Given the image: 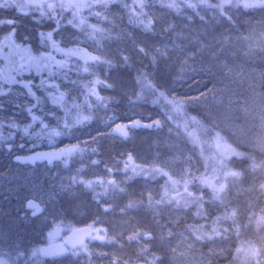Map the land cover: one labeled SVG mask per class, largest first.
I'll use <instances>...</instances> for the list:
<instances>
[{"label":"snow or ice","instance_id":"6c2138e0","mask_svg":"<svg viewBox=\"0 0 264 264\" xmlns=\"http://www.w3.org/2000/svg\"><path fill=\"white\" fill-rule=\"evenodd\" d=\"M117 2L128 10V21L131 25L146 34L157 33L160 20L145 11L155 0H131V3L128 0H0V37L3 40V43L0 44V52L7 48L9 56L13 52L21 54L19 66L14 70L15 75H9L3 82H0V117H3V120H0V150L11 154L16 164L46 163L51 165L54 161L67 163L70 157L88 150H91L93 156H99L103 147L99 136L93 137L91 142L83 141L71 147L59 148L51 152L32 151L27 156L14 154V150L25 147L24 142L16 143L17 135L20 133H22L21 141L27 140L33 147L37 142L45 140L49 145L55 147L54 141L57 137L67 136L69 133L75 136L77 132L91 126L96 111L104 109L107 112L118 106L122 100H127L129 107L133 109L153 105L158 110L159 117H149L150 122H143V117L130 118L129 122L122 123L120 122L121 116L113 111V116L109 118L107 124V128H110L111 131L105 134L112 139L118 138L124 142L132 140L136 129L162 130L167 126L171 130V124L168 122L177 120L176 114L183 112L187 117L189 110L208 103V95L215 90L214 88L209 91L197 89L194 95L184 94L181 96L176 90V85L188 84L189 81H194L197 77H204L205 73L210 77L209 83L214 85L215 79L212 77L223 74L224 69L228 67L227 64L221 66L218 57L209 61L211 67L208 68L196 67L200 63L196 59H191V64L187 61L181 63L179 59L173 62V52L168 51L167 44L162 42L160 48L150 47L135 35L129 37L133 44L131 51L118 48L114 53L99 55H93L79 47H62L61 44L64 42L56 39L61 34L62 21L67 20L68 25L80 29L82 35L92 40L98 51V41L110 38L111 34V29L106 30V27H101L100 24L108 20L109 5ZM160 3L162 7L169 10L174 9L184 18L183 22L189 26H191L190 21L194 16H199L203 23L205 17L200 15L201 11L205 13L211 11L214 17L221 23L227 24L231 31H235V28L232 27L236 20L234 9L237 11L253 9L264 14V0H168V2L160 0ZM85 9L89 10L88 15L97 18L96 24L87 22V17L84 15ZM188 9L192 11L185 15ZM197 9L200 11H196ZM7 12L31 16L37 24H42L45 20L51 21L54 23V27L46 32H37L35 34L37 44L33 45L32 37L18 35L15 16L2 15ZM65 13H71V18L65 16ZM163 23L167 24V27H161L159 31L167 33L168 36L176 34L177 39H180L185 31L179 25L168 21H163ZM261 23H264V19L261 20ZM239 39L248 42V51L251 53V46L255 41V30L250 31L246 36L241 35ZM259 39L260 50L264 52V30L260 32ZM213 40H218L222 47H226L231 43V35L221 33L219 37H213ZM70 42L78 44L79 40L73 39ZM197 43L199 44V41ZM175 47L176 45L173 44V48ZM215 51L216 49L213 48V52ZM34 52L36 54H33ZM133 53H136L141 61L149 56L151 59L147 65L141 62L139 67H135ZM57 55L61 59H57ZM183 55L187 56V52H183ZM73 58L76 61L82 60L83 66L72 63ZM25 61L27 62L25 63ZM100 66H105L108 70L113 68L127 70L131 67L135 69L136 74L135 76L129 75L130 83L128 84H121L116 80L109 81L107 78L102 80L99 77L89 80L81 89L82 101L80 96H73L71 92L66 93L65 90H62V85L57 82L58 78H62L65 86L75 85L77 81L71 78L70 72H75L77 76L81 71L85 74L95 75V70ZM32 69H35L36 76L39 77L38 83L35 82V78H23L24 73L30 72ZM213 69L216 71L214 72ZM98 86L112 89L120 96V100H117L115 96L111 98L102 96L97 90ZM160 109L164 111L161 112ZM197 115H201L202 119L211 125V128H204L201 120H197L195 115L191 117L188 126L203 129L205 138L210 141L214 140L218 151L222 145H224V149L219 151L212 167L202 175L194 176L191 171H186V178H182L186 196L180 194V197L177 198L172 195L173 192L179 193L180 181L172 179L169 172H162L158 168H145L133 162L132 154H127L123 168L115 160H113V166L105 168V173L110 174L113 178L90 180L73 177L67 188L61 185L59 191L54 189L48 200L50 201L53 196H58L61 193L65 197H72L75 200L72 212L75 213L79 211L77 191L88 189L98 197L96 201L97 216L111 215L115 213L116 208L121 210L122 215L135 212L142 209L145 206V200H147L148 207L153 210H156L158 205H164L169 209H174L178 216L183 214L187 217L189 215L186 211L187 206L195 204L197 206L195 215L193 216L191 213L194 225L188 226L186 230L191 231L198 241L214 242L217 239H229L230 228L222 227V225L231 220V231L237 230L235 225L238 210L227 201L231 184L239 181L244 175V169L238 168L237 162L251 160L250 167L253 170H258L264 168V161L256 162L237 147L226 146V142L220 135L223 129H219V126L214 124L209 116H203L200 113ZM53 121L55 122L54 126ZM5 129H7L6 133ZM213 129L218 130L213 132ZM175 131L178 135H182L179 126ZM76 139L79 141L81 138L77 136ZM259 144L264 148V139H261ZM124 155L120 154L121 159ZM89 160L93 167H98L100 163H103V161L91 159V157ZM209 171L211 175H209ZM121 173L125 179H120ZM77 175L83 177L85 173L78 172ZM158 175L166 178L162 185L163 192L159 194L158 199L156 194L149 192L147 197L141 193L139 198L134 200L126 191L131 181L143 178L146 183H149L156 181ZM97 188L101 191L97 192ZM117 195L121 197V200L113 207ZM101 205H107L103 208L102 213L99 211ZM22 209L24 219L40 218L45 209V201L36 196H28L22 202ZM94 222L100 223L101 221L94 220ZM206 225H209L207 229ZM137 227L139 226L137 225ZM69 231L73 232V237H70L63 246L35 249L31 255L79 256L82 252H87L86 238L103 242L106 241L108 235L103 228H92L91 225L86 229L73 230L70 228ZM132 233L128 236L130 244L139 243L141 239L150 240L153 238L151 230L141 233L134 228ZM242 251L246 255L261 257L258 264H264V249H258L254 245L248 244L237 249L238 253ZM147 252V247H143L139 254L144 255ZM27 256L28 249L26 247L23 245L17 247L12 244L9 252L0 250V264H26ZM151 256V264H159L161 257L155 253H152ZM20 257H24V261H20ZM112 264H119V262L114 261Z\"/></svg>","mask_w":264,"mask_h":264},{"label":"rangeland","instance_id":"374dc122","mask_svg":"<svg viewBox=\"0 0 264 264\" xmlns=\"http://www.w3.org/2000/svg\"><path fill=\"white\" fill-rule=\"evenodd\" d=\"M145 11L160 20L156 34L143 33L131 25L128 21V10L117 2L109 5L108 20L100 24L101 27H106V30L111 29V34L110 38L98 41V51L94 42L82 35L80 29L68 25L67 20H64L61 34L56 39L64 42L61 44L62 47H79L93 55H99L114 53L118 48L131 51L133 44L129 37L135 35L150 47L160 48L162 42L167 44L168 51L173 52V62L179 59L181 63L187 61L191 64V59H196L200 62L196 67L208 68L211 67L209 61L218 57L220 65L227 64L228 67L224 69L223 74L212 77L215 79L214 85L209 83L210 77L205 73L204 77H197L196 80L189 81L183 86L177 84L176 90L183 96L184 94L194 95L197 89L209 91L214 88L215 90L208 95L207 104L193 108L197 119L204 121L202 116L197 115V113L209 116L212 122L219 126V129H223L220 134L226 142V146L232 148L242 146L251 150L264 151V148L259 144V141L264 139V93L260 90L264 80V70L261 68L264 62V52H261L259 46L260 32L264 30V23H261L264 14L253 9H240L239 11L234 9L236 20L232 27L235 28V31H231L229 26L216 19L211 11L200 12V15L205 17L203 23L199 16H194L190 21L191 26L184 23V18L177 14L174 9L169 10L162 7L160 0L159 4H151ZM191 11L188 9L185 15ZM196 11L200 10L197 9ZM2 15L15 16L18 35L32 37L33 45L37 44L35 40L37 32L50 30L48 29V21L37 24L31 16L13 12L12 15L10 12L2 13ZM163 21H168L185 29L180 39H177L176 34L168 36L167 33L159 31L161 27H167ZM96 23L97 20H93L89 24ZM252 30H255V41L252 43V51L249 53L248 42L240 40L239 37L248 35ZM221 33L231 35V43L226 47H222L218 40H213V37H219ZM73 39H78L79 43H71L70 41ZM173 44L176 45L175 48H173ZM213 48L216 49L215 52H213ZM183 52H187V56H184ZM255 56L262 57L255 58ZM13 57H15L13 54L9 56L7 52L0 53V67L2 68L0 82H3L9 75H15L13 64L16 60L17 67L19 66L21 54H16L15 60ZM133 59L137 64L143 62L147 65L151 56L141 61L136 53H133ZM75 63L83 66L82 60L75 61ZM213 71L215 72L216 69ZM129 75H131L129 68L127 70L122 68L108 70L105 66H100L95 70V75L88 74V77L92 78L86 79L87 81L78 76L75 85H61L62 90H65L66 93L71 92L73 96H80L82 101L81 89L89 80L99 77L102 80L107 78L109 81L116 80L121 84H128L130 83ZM35 76V70H31L25 72L23 78L30 79L35 78ZM206 86L207 88H205ZM98 88H100V90L97 89L100 94L104 96L113 94L120 100V96L112 89H103L101 86ZM116 109L121 117L127 116V119L143 117V122L156 112L153 105L130 108L127 100H122ZM95 113L91 126L76 133L75 136H80L81 139L71 144L74 145L83 141L91 142L93 137L99 136L103 146L99 156H93L91 150H88L70 157L67 163L63 161L51 165L38 163L25 167L22 164H16L11 154L0 150V250L7 253L12 244L17 247L23 245L28 249L26 264H48L42 257L35 258L32 256L31 252L35 250V246L38 249L41 244L50 242L48 234L55 226H64V236H67L72 232L69 231L70 228L75 230L84 224H90L95 228H103L108 233L106 241L92 240L87 243L88 252L97 249L99 252H104V254H109L112 257L107 259L106 264H112L114 261H118L119 264H147L149 261L151 264L152 253L161 257L159 264H258V260L262 259L261 257L246 255L243 251L238 253L237 249L248 244H252L258 249H264V222L256 226L257 231L255 230L254 236H252L253 233L250 234L246 237L248 240L241 241L240 244L231 238V234H229L230 238L225 240L198 241L191 231L186 230L188 226L194 225L191 213L193 216L195 215L197 207L195 204L187 206L186 211L189 213L187 217L183 214L178 216L174 209H169L164 205H158L156 210H153L148 207L147 200H145V206L135 212L122 215L121 210L116 208L115 213L111 215L97 216L96 201L98 197L94 202H89L87 196L90 190L88 189L77 191L79 211L75 213L72 212V206L75 203L72 197H65L61 193L58 196H53L49 201L48 197L53 193V190L59 191L61 185L67 188L73 177L90 180L113 178L110 174L105 173V168L113 166V160L123 168L127 154L133 155L134 163L145 168H158L162 172H169L172 179L180 181L179 193H172L177 198L180 197V194L187 195L182 183V178H186V171H191L194 176H200L205 172L206 164H204L203 154H207V152L203 148L206 141L209 143L212 141H205L204 139L199 142L193 141L190 137L185 136L183 131V128H186L185 125L180 127L182 135H178L174 127H171V130L168 127H164L162 130L138 129L135 130L132 140L124 142L118 138L112 139L105 134L111 131L110 128H107L106 116L108 112L100 109ZM0 120H3V117H0ZM4 122L7 123V121ZM120 122L127 123L129 120ZM54 123L53 121V126ZM204 123L211 128L210 124L205 121ZM213 130L217 131L218 129ZM6 132L7 129H5ZM21 135L22 133L17 135V144L24 142L21 141ZM93 146L95 147V145ZM211 148L214 151L209 149L208 152L214 158L219 155V151L224 149V145L218 151L214 141ZM21 150L15 149L14 154H18V151ZM122 153L125 154L123 159L120 156ZM90 157L91 159H99L103 163H100L98 167H93L90 164ZM78 172L85 173V176H78ZM120 179H125L122 173ZM165 179L158 175L156 181L146 183L143 178H137L130 182L126 191L134 200L139 198L141 193L147 197L149 192L156 194L158 199L159 194L163 192L162 185L165 183ZM231 189L237 191V187L233 183ZM100 191L101 189L97 188V192ZM28 196H36L45 201V209L40 218L29 217V219H24L22 202ZM259 199V197L256 198L254 202L259 201ZM120 200L121 197L117 195L112 206L115 207V204L120 203ZM106 206L101 205L99 211L102 213ZM94 220L101 222L95 223ZM201 223L204 222L201 221ZM205 227L207 229L209 225ZM134 228L141 233L151 230L153 238L150 240L141 239L139 243L130 244L128 236L133 234ZM143 247H147L148 252L140 255ZM19 259L24 261L25 258L20 257ZM83 259L82 255H69L54 264H86L87 262Z\"/></svg>","mask_w":264,"mask_h":264},{"label":"trees","instance_id":"16d2710c","mask_svg":"<svg viewBox=\"0 0 264 264\" xmlns=\"http://www.w3.org/2000/svg\"><path fill=\"white\" fill-rule=\"evenodd\" d=\"M128 2L131 3V0H128ZM153 4H159V0H155V2L152 3V5ZM97 10H99V9H97ZM88 11L89 10H87V9L84 10V15L87 17V22L92 23L93 20H97V18L95 16L88 15ZM257 11L260 12L259 10H257ZM253 13H255V12H253ZM64 15L67 16L68 18H71V13H65ZM45 21H47V20H45ZM48 22H49V24H48L49 28L48 29H50L51 27H54L53 22H51V21H48ZM63 23H64V20L62 21V25H63ZM57 56H59V55H57ZM259 57H262V56H255V58H259ZM75 61H76L75 58H73L72 63H75ZM139 66H140V64H137L135 62V67H139ZM261 68L264 70V62L262 63ZM129 69H130L131 75L135 76V74H136L135 69L134 68H129ZM44 75H47V74L45 73ZM70 76L73 80L78 79L77 74L74 72L70 73ZM79 78H83L84 80H86V79H89L92 77H90V76L88 77V74L80 72ZM262 83L263 84H262V87L260 88V90L264 93V80L262 81ZM101 88L105 89L102 86H101ZM98 89L100 90V88H98ZM101 95L104 96L103 94H101ZM114 96L115 95L112 94L110 96H104V97L111 98ZM116 99L119 100L118 97ZM154 110L156 111L155 114H151V116H149V117L150 118H159L158 117V110L155 108V106H154ZM113 111H115L117 114L119 113V112H117L116 107L114 109L108 110L107 111L108 115L106 116L108 122H109V118H111L113 116ZM160 111L163 112L164 110L160 109ZM95 115H96V113L93 115L94 118H95ZM176 115H177V120L168 122L169 124H171V127H174V128H176L177 126H179V127H184V125L188 126L190 124L191 117L194 116L195 114H194L193 109H191L188 111L187 117H185L183 112L176 114ZM121 118L125 122H127L129 120V119H127V116L121 117ZM197 120H199V119H197ZM145 122H150V121L147 119ZM201 123L203 124L204 128H209L204 123V121H201ZM166 127L167 126H165V128ZM136 130H138V129H136ZM141 130H147V129L141 128ZM183 131L185 133V136L190 137L191 139H193V141L199 142V141H203V139L205 141L208 140L205 138V134L203 133V129H201L199 127L188 126L186 128H183ZM215 131L216 130H213V132H215ZM70 137H71V140L69 139ZM76 137L77 136H73L71 133H69L67 136L57 137L56 140L54 141V145H55V147H58V145L68 143L69 141L76 142L77 141ZM211 141L212 142H210V143L208 141H206V144L203 148L207 152V154H203L204 164H206L205 171L212 167V165L216 161V157H217L216 156V157L212 158V156H210V154L208 152L209 149H212V151H214V149L211 148L214 140H211ZM24 143L27 144L25 146H27V148L30 149V151H36L37 149H47V148L53 147V146L49 145V143L46 140L41 141V142H37L35 147H33V145L31 143H29L27 140H24ZM235 147H237L240 151L244 152L246 154V156L251 157L256 162L264 161V151L251 150L249 148L247 149V148L242 147V146H234L233 148H235ZM17 149H19V148H17ZM19 150H21V149H19ZM251 162H252L251 160H244V161L237 162V167L244 169V175L240 178L239 181L233 182V184L237 187V191L230 188V191L228 192V196H227V201L230 203V205L238 210L237 223L235 225L237 230L231 231V224H232L231 220L226 221L222 225V227H229L230 228L229 234H231V238L236 240L238 242V244H240L241 241L244 242V241L248 240V239H246V237H248L250 234L253 233L252 236H254L255 235L254 233L257 231L256 226H258V224L264 222V168H261L258 170H253L250 167ZM209 175H211L210 171H209ZM88 193L90 194V195L88 194V196H87L89 202H91V201L94 202L95 200H97L96 199L97 197L95 194H93L91 191ZM258 197L260 198L259 201L254 202V200ZM55 227H57V226H55ZM90 241H92V240H90ZM89 242H87V243H89ZM35 247H34V249H36ZM81 255L84 258L83 260L85 262H87L86 264H106L107 259L112 258L109 254L106 255V254H104V252H99L97 249L91 250L89 252L88 251L82 252ZM39 256H40V254L35 256V258L39 257ZM68 256L69 255H65L63 257H55L52 259H44V258L43 259L45 261H47L48 264H54V263L58 262L59 260H63L64 258H66Z\"/></svg>","mask_w":264,"mask_h":264},{"label":"water","instance_id":"95a60500","mask_svg":"<svg viewBox=\"0 0 264 264\" xmlns=\"http://www.w3.org/2000/svg\"><path fill=\"white\" fill-rule=\"evenodd\" d=\"M63 148H66V147H63ZM58 149L59 148H47V149H40L37 152H51V151H56ZM27 155H30V154H25V155H21V156H27ZM56 162H59V161H54L53 163H56ZM22 165L26 166V165H33V164H22ZM89 226H90V224H85L84 226H82L79 229H86ZM92 228H94V227L92 226ZM63 233H64V227L63 226L62 227L61 226H57V227L53 228L51 230V232L48 234L49 239L52 240V241L50 243L41 244L38 249H41V248H59V247L63 246L65 244V242L70 237H73V232L68 234L66 239L59 240V238H62ZM88 241H90V239L86 238L85 239V243H87ZM69 247H70V245H69ZM40 257H42L44 259H52V258H55V257H63V256H59V255H57V256H51V255L45 256V255L40 254Z\"/></svg>","mask_w":264,"mask_h":264},{"label":"flooded vegetation","instance_id":"af4514ba","mask_svg":"<svg viewBox=\"0 0 264 264\" xmlns=\"http://www.w3.org/2000/svg\"><path fill=\"white\" fill-rule=\"evenodd\" d=\"M11 13V15H12V12H10ZM3 43V40H2V37H0V44H2ZM3 53L4 52H7L8 53V55H9V50L7 49V48H5L3 51H2ZM1 53V52H0ZM15 57H13V59L14 58H16V53H12ZM57 59H61V57L60 56H57ZM15 60V59H14ZM14 66H13V72H14V74H15V68H17V61L15 60V63L13 64ZM33 70H35V69H32V71ZM0 72H2V68L0 67ZM69 75H70V73H69ZM46 76V75H45ZM35 79H36V83H38L39 82V77L38 76H35ZM57 82L58 83H60V84H64L65 85V82H64V80L62 79V78H58L57 79ZM70 140H71V137L69 138ZM71 143H73L72 141H69L68 143H65V144H62V145H58V147H50V148H63V147H71L73 144H71ZM25 145H27V144H25ZM38 150H40V149H37L36 150V152L38 151ZM31 152L32 151H30V149H28L27 148V146H25V148L24 149H22L21 151H18V154L19 155H25V154H31ZM59 162H61V161H59ZM59 162H56V163H59ZM38 164V163H37ZM36 164V165H37ZM44 164H46V163H44ZM54 164V163H53ZM26 166H28V165H26ZM25 166V167H26ZM94 227V226H93ZM64 236V234L62 235V238H59V240H62V239H66L67 238V236H64V237H66V238H64L63 237ZM58 240V239H57ZM52 240H50V242H51Z\"/></svg>","mask_w":264,"mask_h":264}]
</instances>
